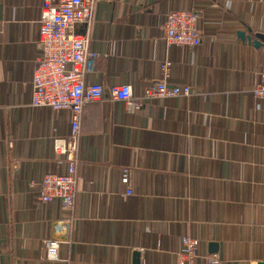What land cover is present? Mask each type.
<instances>
[{"label": "crops", "instance_id": "crops-1", "mask_svg": "<svg viewBox=\"0 0 264 264\" xmlns=\"http://www.w3.org/2000/svg\"><path fill=\"white\" fill-rule=\"evenodd\" d=\"M44 1L0 0V264H176L185 237L201 257L264 264V100L252 93L264 46L237 36L264 34V0H96L85 82L105 93L85 106L76 139L69 111L30 106ZM174 11L199 16L200 47H166ZM164 63L168 85L189 86V97L134 111L110 99V87L126 84L141 97ZM57 138L68 155L54 153ZM71 156L70 213L41 204L38 184L66 174ZM49 239L60 242L57 261Z\"/></svg>", "mask_w": 264, "mask_h": 264}, {"label": "built area", "instance_id": "built-area-1", "mask_svg": "<svg viewBox=\"0 0 264 264\" xmlns=\"http://www.w3.org/2000/svg\"><path fill=\"white\" fill-rule=\"evenodd\" d=\"M96 0H62L54 5L44 1L40 8L39 43L41 55L36 61L32 74V95L30 106L34 109L46 108L53 112L71 113L70 138H78L81 121L86 105L104 98V88L97 83H86L87 63L95 58L90 52L88 28L93 23ZM199 16L190 11H174L166 16L163 41L166 47L197 48L201 45ZM84 26L87 32L81 34L78 27ZM170 63L161 65L164 78L161 82L150 85L141 97L134 95L130 84L113 85L109 97L113 102L124 103L128 110L142 107L145 100L174 99L189 97V86H170ZM253 96L264 100V67L258 71V81L252 90ZM56 155H68L70 148L67 140L57 138L53 143ZM77 160L69 158L66 174H47L38 184V201L41 204L58 202L68 212H73L77 198ZM129 170L124 169L122 185L127 188V195L132 194ZM47 258L59 260L60 242H45ZM200 242L194 238L182 239V248L178 252L176 264H233L216 257H201Z\"/></svg>", "mask_w": 264, "mask_h": 264}, {"label": "water", "instance_id": "water-1", "mask_svg": "<svg viewBox=\"0 0 264 264\" xmlns=\"http://www.w3.org/2000/svg\"><path fill=\"white\" fill-rule=\"evenodd\" d=\"M237 36L243 43L253 45L255 48H260L264 46V34L253 33V31L248 29L247 31L238 32ZM210 247L213 249V252H217L218 246L216 244L213 243ZM134 257L136 263H138L139 253H134Z\"/></svg>", "mask_w": 264, "mask_h": 264}]
</instances>
